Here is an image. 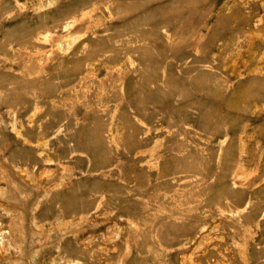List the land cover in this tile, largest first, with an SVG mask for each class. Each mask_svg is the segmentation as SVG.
<instances>
[{
	"label": "rangeland",
	"instance_id": "374dc122",
	"mask_svg": "<svg viewBox=\"0 0 264 264\" xmlns=\"http://www.w3.org/2000/svg\"><path fill=\"white\" fill-rule=\"evenodd\" d=\"M0 264H264V0H0Z\"/></svg>",
	"mask_w": 264,
	"mask_h": 264
}]
</instances>
